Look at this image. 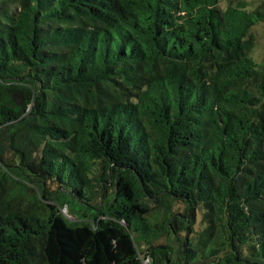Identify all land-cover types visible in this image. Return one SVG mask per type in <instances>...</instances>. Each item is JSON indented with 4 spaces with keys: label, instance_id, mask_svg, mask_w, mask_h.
<instances>
[{
    "label": "trees",
    "instance_id": "1",
    "mask_svg": "<svg viewBox=\"0 0 264 264\" xmlns=\"http://www.w3.org/2000/svg\"><path fill=\"white\" fill-rule=\"evenodd\" d=\"M263 24L246 0H0V264H264Z\"/></svg>",
    "mask_w": 264,
    "mask_h": 264
},
{
    "label": "rangeland",
    "instance_id": "2",
    "mask_svg": "<svg viewBox=\"0 0 264 264\" xmlns=\"http://www.w3.org/2000/svg\"><path fill=\"white\" fill-rule=\"evenodd\" d=\"M247 2H251V4H255V5H259V6H263L264 7V0H246ZM227 6V2H222L221 4V8H226ZM255 36H256V43H255V50L253 52V55L255 56V59L258 63H261L262 61H264V24L258 28H256L255 31ZM175 211L179 214H184L185 212V205L182 203H177L175 205ZM64 212H68L67 209L64 210ZM196 220H197V226L196 228L199 227V221H200V215L197 214L196 216ZM177 237L174 238H163L162 240L156 242L154 244V246H160V245H166V244H170L173 247V253L170 254L169 256L166 254L165 251H163L165 253V255L167 257H174V259H176L178 257V255H180V243L178 240H176Z\"/></svg>",
    "mask_w": 264,
    "mask_h": 264
}]
</instances>
